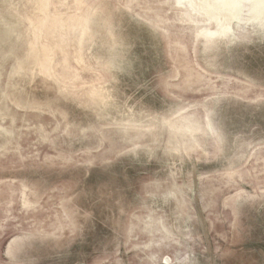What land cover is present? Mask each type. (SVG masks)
Wrapping results in <instances>:
<instances>
[{"label":"water","instance_id":"1","mask_svg":"<svg viewBox=\"0 0 264 264\" xmlns=\"http://www.w3.org/2000/svg\"><path fill=\"white\" fill-rule=\"evenodd\" d=\"M0 264H264V0H0Z\"/></svg>","mask_w":264,"mask_h":264}]
</instances>
